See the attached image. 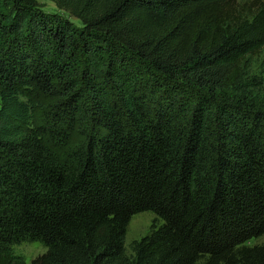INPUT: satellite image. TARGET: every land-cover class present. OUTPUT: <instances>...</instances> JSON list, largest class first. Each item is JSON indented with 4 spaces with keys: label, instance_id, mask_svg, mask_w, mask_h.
Masks as SVG:
<instances>
[{
    "label": "trees",
    "instance_id": "trees-1",
    "mask_svg": "<svg viewBox=\"0 0 264 264\" xmlns=\"http://www.w3.org/2000/svg\"><path fill=\"white\" fill-rule=\"evenodd\" d=\"M51 1L0 0V264H264V0Z\"/></svg>",
    "mask_w": 264,
    "mask_h": 264
},
{
    "label": "rangeland",
    "instance_id": "rangeland-1",
    "mask_svg": "<svg viewBox=\"0 0 264 264\" xmlns=\"http://www.w3.org/2000/svg\"><path fill=\"white\" fill-rule=\"evenodd\" d=\"M43 5V10L49 13L59 14L63 16H68V14L60 9H58L54 2L51 0H37ZM240 3L244 2H255L263 0H237ZM75 24L78 21L74 18H70ZM251 61V73L257 74L264 80V47L256 56L250 58ZM82 131H75L72 137L69 139L68 143L64 145L61 149V153L64 155L66 152L76 148L83 142V137L81 136ZM159 224V220H156L155 215L152 212H140L132 215L130 221L126 228V233L124 236V247L127 253H130L131 246L134 241L140 239L146 235L154 225ZM264 242V236L252 239L249 244L262 243ZM8 250L14 254L20 255L26 262L31 261L35 257L41 255L45 252L46 248L38 242L25 241L19 244L8 246Z\"/></svg>",
    "mask_w": 264,
    "mask_h": 264
}]
</instances>
